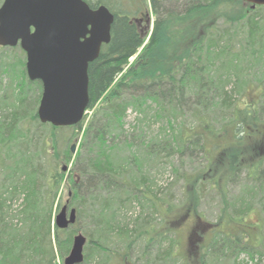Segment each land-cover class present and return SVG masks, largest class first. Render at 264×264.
I'll use <instances>...</instances> for the list:
<instances>
[{"label": "trees", "instance_id": "1", "mask_svg": "<svg viewBox=\"0 0 264 264\" xmlns=\"http://www.w3.org/2000/svg\"><path fill=\"white\" fill-rule=\"evenodd\" d=\"M83 1L93 9L105 6L114 16L110 43L102 46L99 57L88 67L87 109L92 111V115L87 122V115L73 127L55 128L39 121L36 106L41 98L42 85L39 81L31 83L27 79L28 86L35 84L37 89L34 93H28L27 83V90L23 88L22 83L27 77L26 60L19 63L22 75L15 79L18 84L14 86L19 92L12 91L8 96L0 97V154L5 152L6 157L3 162L0 161L3 165L5 161L9 163L5 165L7 173L0 185V264H63L77 234L75 226L87 219L90 220L91 233L85 232L86 243L81 264H130V252L138 241L144 242L146 253L155 243L171 240L175 236L176 221L167 215L169 206L164 224L157 229L148 227L136 236V231L129 229V226H117V210L110 209L109 205L123 194L133 197L137 202L141 199L150 203L157 214L159 210L155 195L145 187L147 179L143 175L141 179H132L130 182L122 178L119 186L122 169L109 156V135L123 130L128 109H146L148 102L159 110H166L173 107L175 99H178L176 104L187 103L190 98H185V95L194 92L192 109L227 107L226 102L231 98V93L226 91V84L230 77L236 78L234 73L242 72L244 67L249 77L250 70L264 61V13H261L264 6L251 9L250 4L241 0H177L179 8L175 5L169 9L164 8L162 0ZM150 17L154 18L151 31L148 27ZM220 23L222 27H219ZM243 29H246L244 35L241 34ZM142 46L137 59L124 73L125 64ZM0 48L4 50L8 47ZM20 52L24 54L21 49ZM10 65L5 64L0 75H9L8 72L13 68ZM236 79L241 86L239 89L248 83L242 78ZM255 88L257 96H247L243 107L233 108L229 118L233 134L221 153L227 154L228 166L234 172L247 170L250 175L262 176L260 163L264 160H259V164L251 167L238 165L236 156L229 154L237 149L236 146L243 139L254 137L259 129L262 132L264 120L261 119L260 105L264 89ZM5 99L11 101L8 109H5ZM29 122L36 123V129L50 127V136L46 135L44 139L40 136L36 140L39 142L41 138L45 153H48L47 147L51 146L54 131L71 129L81 134L79 150L72 163V171L76 176L67 178L71 185L68 200L75 207L76 222L65 230L58 229L53 223L66 180L65 174L61 173L62 168L41 171L40 166L33 162L35 153L28 158L25 156L26 151L11 162L15 156L11 155V151L18 140L30 141ZM200 123L202 133L180 138L179 143L184 147L183 150L191 142L199 143L205 159L208 155L207 137H214L207 135L210 132L209 122L203 118ZM88 145L89 154L85 152L82 155ZM39 150L42 151L41 148ZM71 154L70 148L66 149L65 160ZM57 155L56 152L55 158H58ZM236 155L239 157V153ZM81 163L84 167H79ZM201 175L203 173L200 172L187 179L185 200L179 208L190 206L196 211L201 199L200 190L213 188ZM101 191L107 194L102 202ZM221 193L225 199V193ZM18 201L20 204L14 209ZM223 203L217 227L210 229L209 240L202 245L197 258H182L179 260L182 264H219L221 258L234 259L233 264H236L238 256L242 254L254 260L259 246L248 240L249 231L243 229L253 227L246 224L242 211L239 214L233 211L237 210L233 206L230 208L229 221H225L224 215L229 208L225 201ZM243 206L246 204L242 203L240 207ZM122 236L127 241L120 251L107 248L102 242L104 237L107 240H119ZM164 255H168L171 260L179 259L173 248L170 251L165 249Z\"/></svg>", "mask_w": 264, "mask_h": 264}, {"label": "rangeland", "instance_id": "2", "mask_svg": "<svg viewBox=\"0 0 264 264\" xmlns=\"http://www.w3.org/2000/svg\"><path fill=\"white\" fill-rule=\"evenodd\" d=\"M2 2L3 0H0V6ZM162 3L164 8L172 9V6L175 5L179 8L177 0H162ZM261 13H264V11H261ZM153 19V17H150L148 22L149 31L152 30ZM219 27H222V23L219 24ZM245 33L246 29L241 30V34L244 35ZM149 35L150 32L148 33ZM142 48L143 46L135 56L127 61L123 69L124 73L135 62ZM1 50L0 48V71L5 64H11L10 66H13V68L8 72L9 75L6 73H1L0 75V97L3 95L8 96L12 91L13 93L19 92L17 87L14 86L18 84V80L15 79L20 78L22 75V66L19 63L26 60L25 54L20 52L19 47ZM244 65L247 64L244 63ZM247 74L246 67H244L242 72L234 73L236 78L248 81L247 85L242 89H239L241 87L239 80L230 77L229 83L226 84V91L229 94L231 93V98L226 102L227 107L208 108L206 110L202 107L192 109V93L194 92L185 95V98H190L187 103L176 104L178 99H175L173 107H168L166 110H159L156 105L148 102L146 109H128L123 121V130L120 132L117 130L115 131L116 134L109 135L107 140L111 149L109 156L113 163L116 166L119 165L122 169L121 178L119 177V186L121 187L122 178L130 182L132 179H141L143 175L147 179L145 187L149 188L151 194L155 195L159 210L157 214L150 203L138 199L139 204L133 197H127L123 194L118 200H114L109 205L110 209L117 210V226L122 228L127 225L129 229L136 231L135 235L137 236L145 228L153 227L157 229L160 225H163L164 217H166L165 214L167 213L169 218H174L176 221L174 225L176 229L175 236H172L171 240L155 243L146 253L144 251V242L138 241L130 252V264H182L179 261L182 258L196 259L202 245H205L209 240L210 229L217 227L218 220L222 216L223 201L228 204L229 208L228 213L224 215L225 221H229L231 216L229 212H231L230 208L232 206L237 209H233V211L238 212L237 214L242 211L247 221L246 224L253 227L252 229L250 226L248 228L243 227V229L249 231L248 240L252 244L259 246L256 251L254 250L257 252L254 255V260L242 254L238 256L236 264H264V162L260 163L263 169L262 176L260 174L250 175L247 170L234 172L228 166L229 159L226 156L227 154L221 153L223 146L230 143L233 134L231 123H229L233 108L236 106L243 107L247 96H257L258 93L255 87H263L264 89V61L261 65L250 70L249 77ZM253 75L254 77H252ZM11 76H13V79H11ZM27 79L26 77L22 83L23 88L27 90L29 87L28 93H34L37 87L35 84H29L30 86H28ZM12 86L13 88L11 89ZM216 102L219 101L216 100ZM5 104V109H8L11 106V101L5 99ZM186 104L191 105L186 106ZM260 107H262L261 119L264 120V95ZM86 115L87 119L85 122L91 117L92 111L88 110ZM203 118L209 122L210 132L207 135H213L214 137H207L206 148L208 155L205 159L202 154V146L200 148L199 143L191 142L184 150V147L179 143L180 138H189L195 133H202V124L200 122ZM27 126L31 127L30 141L18 140V144L14 145V150L11 151V155H15L11 162L17 158L19 159L21 154L26 151L25 156L28 158L35 153L33 162L40 166L41 171L46 172L54 167L61 170V168L65 167L66 169L61 170V173L65 174L66 180L62 187L56 214L54 213V215H57L64 205L69 206L68 209H75L74 205H71L68 200L71 193V185L67 178L76 176L75 172L72 171V163L79 150L81 134L71 129L54 131L51 146L47 147L48 153H45L41 138L39 142L36 140L40 136H43V139L46 135L50 136L52 133L50 127H37L36 129L37 124L34 122H29ZM261 128L262 132L260 133L259 129V133L255 135L256 137L249 136L247 139H243L236 146L237 149H233L229 153L236 156L238 165L251 167L259 164V160H264V125ZM209 144H211L210 147H208ZM72 145H75V154H71L67 158L68 160H65V151L66 149L69 150ZM89 150L90 146L88 145L82 155H85V152L89 154ZM56 152L58 153V158L54 156ZM237 153H239V157L236 155ZM4 158H6L5 152H2L0 160L3 162ZM8 164V161H5L4 165L0 161V185L4 182L3 178L7 173L5 165L8 166ZM79 167H84V164L81 163ZM200 172L203 173L201 175L202 178L210 182L213 188L205 187L200 190L201 199L196 211L191 209L190 206L179 208L185 200L187 179ZM221 192L225 193V199ZM117 194L119 195V193ZM106 196L107 194L101 191V202ZM86 203L89 204V200ZM242 203L248 206L247 209H245L246 206L240 207ZM19 204L20 201L15 202L14 209ZM167 206L170 209L166 213L168 211ZM88 221L90 220L87 219L75 226L77 234L86 236L85 232L91 233ZM101 235L105 236L102 232ZM119 238V240H107L104 237L102 242L107 248L120 251L127 240L125 236ZM170 248H173L179 259L171 260L168 255H164L165 249L170 251ZM233 261L234 259L221 258L219 264H233ZM57 263H59V260H57Z\"/></svg>", "mask_w": 264, "mask_h": 264}, {"label": "water", "instance_id": "3", "mask_svg": "<svg viewBox=\"0 0 264 264\" xmlns=\"http://www.w3.org/2000/svg\"><path fill=\"white\" fill-rule=\"evenodd\" d=\"M251 9L264 0H241ZM114 16L105 6L93 9L83 0H3L0 47L19 46L26 73L42 84L37 117L55 128L81 123L89 104L88 67L111 40ZM75 154V145L71 146ZM66 168L63 167L62 170ZM76 222L75 210L64 205L54 225L65 230ZM86 239L77 234L63 264H81Z\"/></svg>", "mask_w": 264, "mask_h": 264}, {"label": "flooded vegetation", "instance_id": "4", "mask_svg": "<svg viewBox=\"0 0 264 264\" xmlns=\"http://www.w3.org/2000/svg\"><path fill=\"white\" fill-rule=\"evenodd\" d=\"M3 3V2H2Z\"/></svg>", "mask_w": 264, "mask_h": 264}]
</instances>
